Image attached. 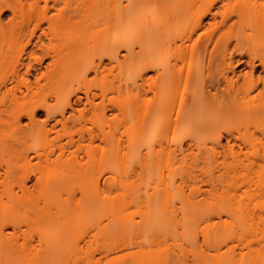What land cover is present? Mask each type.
Segmentation results:
<instances>
[{"label":"bare ground","instance_id":"bare-ground-1","mask_svg":"<svg viewBox=\"0 0 264 264\" xmlns=\"http://www.w3.org/2000/svg\"><path fill=\"white\" fill-rule=\"evenodd\" d=\"M0 71V125L25 130L0 133V264H66L67 257L73 264H243L236 243L247 239L243 231L255 217L231 196L204 204L199 197L135 195L126 206L101 199L100 242L88 254L80 245L85 232L55 233L58 214L41 207L42 188L54 187L36 182L30 189L53 152L32 155L26 144L88 113L105 125L95 133H109L107 124L119 127L122 95L134 91L131 145L153 153L158 146L174 157L184 152L186 133H196L240 158L220 133H264V0H0ZM90 76L101 79L98 92ZM44 92L48 100L37 98ZM111 111L116 124L106 120ZM40 112L45 123L28 133ZM90 185L103 194L125 184L107 178ZM130 206L139 207L135 217L125 214ZM144 243L157 252H145ZM247 262L264 264V248L250 249Z\"/></svg>","mask_w":264,"mask_h":264},{"label":"rangeland","instance_id":"rangeland-1","mask_svg":"<svg viewBox=\"0 0 264 264\" xmlns=\"http://www.w3.org/2000/svg\"><path fill=\"white\" fill-rule=\"evenodd\" d=\"M9 18L10 13L2 15L3 22H7ZM3 74L4 71H0V80ZM100 81L101 79L90 76L89 85L93 92H98L97 86ZM134 95V91H125L122 95L124 110L119 117V127L113 130L112 128L117 127L114 126L110 129L106 122L105 130L110 131L109 133H95L98 130L97 126L105 125H102L92 113H88L80 121L70 119L67 126L58 125L55 131L48 135L42 137L34 135L28 138L26 147L30 148V154L34 155L35 151L53 152L48 163H41L29 186H32L30 189L33 190V184L40 182L44 187L47 185L54 187L49 193L42 188L40 205L58 214L59 222L54 229L55 233L73 230L79 235L82 231L85 232L80 245L90 254L100 242L95 214L101 199L108 197L126 206L135 195L144 197L154 195L157 200L165 195L174 198L199 197L205 201L204 204L210 203L213 198L231 196L234 206H237V203L249 206V212L255 217L252 230L243 231L247 239L243 244L236 243L238 246L235 249L238 257L244 258L243 264H249L247 257L250 249L255 252L264 248V133H233V136L229 133H220L223 146L231 140L234 151L237 154L241 151L240 158L237 159L227 156L226 150L212 142L210 138H198L196 133H186L182 142L184 152L176 153L177 156L169 157L158 146L153 153L148 146H133L130 143L136 134L133 127L136 118ZM37 98L48 100V92L41 93ZM49 102L56 103L52 100ZM115 115L116 111L108 112L106 120L116 124L113 120ZM46 119V114L40 112L35 131L28 133H38ZM27 122L24 120L22 126ZM49 123L54 124L55 121ZM90 131L92 133H89ZM0 133H25V130L15 131L9 126L0 125ZM147 134L139 133V137L144 139ZM240 136H243L245 141L237 138ZM21 137L22 135L15 137V147L18 150H21L22 145L17 143V139ZM162 137L165 139L164 135ZM212 150L215 151L211 156ZM63 178L65 182L59 189V181ZM107 178L125 185L118 189L109 188L103 194L96 193L90 182L99 179L103 184ZM14 190V193L22 195L16 186ZM3 201L8 200L3 197ZM138 210V206H130L125 214L129 213L128 215L135 217ZM135 219H138V216ZM50 232L47 234L50 235ZM199 238L202 242V235H199ZM73 241L75 239H70L68 243L74 244ZM145 246V252H157L156 247L150 248L146 244ZM94 255L97 261L100 256L97 252ZM66 259L68 264H73L72 259L68 257ZM209 262L210 260L207 264ZM188 264L203 263L189 261Z\"/></svg>","mask_w":264,"mask_h":264}]
</instances>
